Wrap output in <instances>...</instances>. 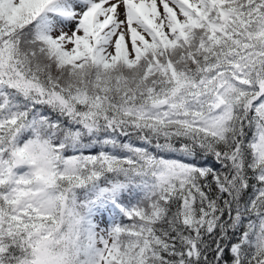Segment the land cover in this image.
Here are the masks:
<instances>
[{"label":"snow or ice","instance_id":"snow-or-ice-1","mask_svg":"<svg viewBox=\"0 0 264 264\" xmlns=\"http://www.w3.org/2000/svg\"><path fill=\"white\" fill-rule=\"evenodd\" d=\"M0 264H264V0H0Z\"/></svg>","mask_w":264,"mask_h":264}]
</instances>
